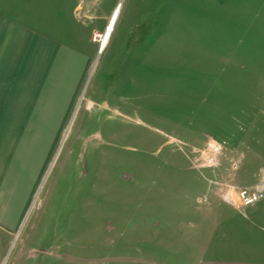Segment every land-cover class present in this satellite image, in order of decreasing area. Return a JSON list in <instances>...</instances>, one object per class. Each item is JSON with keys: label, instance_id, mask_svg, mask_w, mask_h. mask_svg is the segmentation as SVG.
<instances>
[{"label": "rangeland", "instance_id": "1", "mask_svg": "<svg viewBox=\"0 0 264 264\" xmlns=\"http://www.w3.org/2000/svg\"><path fill=\"white\" fill-rule=\"evenodd\" d=\"M0 1L7 17L70 12L90 58L0 264H138L108 258H137L170 207L236 202L264 163V0Z\"/></svg>", "mask_w": 264, "mask_h": 264}, {"label": "crops", "instance_id": "2", "mask_svg": "<svg viewBox=\"0 0 264 264\" xmlns=\"http://www.w3.org/2000/svg\"><path fill=\"white\" fill-rule=\"evenodd\" d=\"M19 14L2 16L0 1V250L26 217L90 61L88 47L71 29L76 21L70 12L63 19L49 14V21ZM263 167L239 187L255 185ZM170 208L175 220L156 226L154 237H140L137 258L108 260L264 264V198L249 206L218 202Z\"/></svg>", "mask_w": 264, "mask_h": 264}, {"label": "built area", "instance_id": "3", "mask_svg": "<svg viewBox=\"0 0 264 264\" xmlns=\"http://www.w3.org/2000/svg\"><path fill=\"white\" fill-rule=\"evenodd\" d=\"M114 25L115 23L110 20V22L105 26L102 33L93 34L92 40L98 42L99 40H101V35H111L114 31ZM257 178L258 179L255 185L250 187L237 188L234 194L236 198V202L234 203H238L241 206H249L259 202L264 198V168L259 170ZM225 197L228 201H234L232 198H227V195Z\"/></svg>", "mask_w": 264, "mask_h": 264}, {"label": "bare ground", "instance_id": "4", "mask_svg": "<svg viewBox=\"0 0 264 264\" xmlns=\"http://www.w3.org/2000/svg\"><path fill=\"white\" fill-rule=\"evenodd\" d=\"M116 19H117V7L113 11L110 20L113 23H115ZM109 38H110V35L109 34H106V35L103 34V35H101V40L98 41L99 42L98 52H100L103 48H105V46H106ZM210 150L211 151H214V152L216 151L215 145L213 143H210ZM205 155H207V154H205ZM211 162H212L211 158L207 156L206 157V163L207 164H210ZM231 196H232V194H229V196L227 195V198L228 197L230 198Z\"/></svg>", "mask_w": 264, "mask_h": 264}]
</instances>
